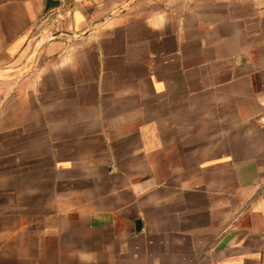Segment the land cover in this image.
<instances>
[{
  "label": "crops",
  "instance_id": "crops-1",
  "mask_svg": "<svg viewBox=\"0 0 264 264\" xmlns=\"http://www.w3.org/2000/svg\"><path fill=\"white\" fill-rule=\"evenodd\" d=\"M0 0V264H264V0Z\"/></svg>",
  "mask_w": 264,
  "mask_h": 264
},
{
  "label": "water",
  "instance_id": "water-1",
  "mask_svg": "<svg viewBox=\"0 0 264 264\" xmlns=\"http://www.w3.org/2000/svg\"><path fill=\"white\" fill-rule=\"evenodd\" d=\"M47 2V8H46V14H49L50 12L60 8V3L54 0H46ZM55 14H50L48 17V20L46 22V27L51 23V21L54 19ZM93 32V29L88 30L87 32L83 33V34H75L72 32H68V31H61L58 32L56 34H53L49 37L50 41L56 40L58 38H70L72 40H76V41H80V40H84L85 38H87L91 33Z\"/></svg>",
  "mask_w": 264,
  "mask_h": 264
},
{
  "label": "built area",
  "instance_id": "built-area-1",
  "mask_svg": "<svg viewBox=\"0 0 264 264\" xmlns=\"http://www.w3.org/2000/svg\"><path fill=\"white\" fill-rule=\"evenodd\" d=\"M60 3V8L54 10L55 17L51 21V23L46 27L47 31H49L50 36L61 32L62 24H63V8L67 5V3L71 0H54ZM49 36V37H50Z\"/></svg>",
  "mask_w": 264,
  "mask_h": 264
},
{
  "label": "rangeland",
  "instance_id": "rangeland-1",
  "mask_svg": "<svg viewBox=\"0 0 264 264\" xmlns=\"http://www.w3.org/2000/svg\"><path fill=\"white\" fill-rule=\"evenodd\" d=\"M0 78H4V75H0Z\"/></svg>",
  "mask_w": 264,
  "mask_h": 264
}]
</instances>
